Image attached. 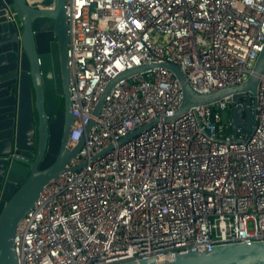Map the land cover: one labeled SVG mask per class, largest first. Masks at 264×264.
<instances>
[{"label": "built area", "instance_id": "2783aa9c", "mask_svg": "<svg viewBox=\"0 0 264 264\" xmlns=\"http://www.w3.org/2000/svg\"><path fill=\"white\" fill-rule=\"evenodd\" d=\"M42 8L43 0H25ZM73 124L84 143L13 237L17 264H127L264 242V71L253 128H231V96L182 107L191 90L245 82L264 48V0H67ZM7 22H17L10 8ZM97 115L93 111L100 98ZM93 123L86 132L89 121Z\"/></svg>", "mask_w": 264, "mask_h": 264}, {"label": "water", "instance_id": "95a60500", "mask_svg": "<svg viewBox=\"0 0 264 264\" xmlns=\"http://www.w3.org/2000/svg\"><path fill=\"white\" fill-rule=\"evenodd\" d=\"M67 0H43L32 8L25 0H0V264H17L13 237L23 217L53 180L76 168H66L84 143V136L68 147L73 124L67 66ZM16 13L7 22L5 12ZM170 70L181 86L183 104L176 117L191 107L215 103L231 96V128L251 132L252 101L264 71V48L252 73L240 85L199 95L172 64L147 65L127 71L118 80L146 68ZM57 97L63 108H57ZM104 95L96 105L97 115ZM93 121L86 126L89 130ZM127 264H264V242L193 249Z\"/></svg>", "mask_w": 264, "mask_h": 264}, {"label": "rangeland", "instance_id": "374dc122", "mask_svg": "<svg viewBox=\"0 0 264 264\" xmlns=\"http://www.w3.org/2000/svg\"><path fill=\"white\" fill-rule=\"evenodd\" d=\"M57 108L59 110L63 108V99L61 97H57Z\"/></svg>", "mask_w": 264, "mask_h": 264}, {"label": "bare ground", "instance_id": "6f19581e", "mask_svg": "<svg viewBox=\"0 0 264 264\" xmlns=\"http://www.w3.org/2000/svg\"><path fill=\"white\" fill-rule=\"evenodd\" d=\"M41 9H43V8H41ZM43 10H45V9H43Z\"/></svg>", "mask_w": 264, "mask_h": 264}]
</instances>
